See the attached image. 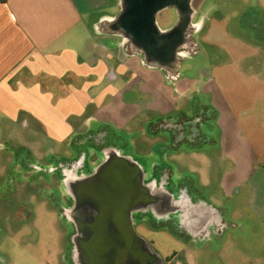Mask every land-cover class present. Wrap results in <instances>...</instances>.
Masks as SVG:
<instances>
[{"label":"crops","instance_id":"obj_1","mask_svg":"<svg viewBox=\"0 0 264 264\" xmlns=\"http://www.w3.org/2000/svg\"><path fill=\"white\" fill-rule=\"evenodd\" d=\"M135 1L0 0V114L12 122L31 121L35 131L63 140L88 124L124 130L144 113H170L188 93L210 91L219 128L216 156L225 169L217 184L224 196L248 187L250 209L264 223V162L255 166L246 126L251 111L238 114L223 88L181 78V57L192 60L197 52L195 47L192 53L179 52L194 33L188 35L190 19L180 17L174 27L160 28L155 12L166 5L151 6L142 20L131 12ZM250 17L247 13L245 23ZM257 24L262 32L257 51L264 61V18ZM234 85L224 83L228 92ZM96 166L69 186L79 202L76 213L68 214L74 224L66 256L70 264H197L187 242H200V251L226 228L220 207L193 195L191 178L173 184L172 166L169 174L160 163L145 168L120 154L113 161L105 156ZM142 207L146 212L137 213L139 218L172 223L185 244L162 257L129 220L135 216L130 210Z\"/></svg>","mask_w":264,"mask_h":264},{"label":"rangeland","instance_id":"obj_2","mask_svg":"<svg viewBox=\"0 0 264 264\" xmlns=\"http://www.w3.org/2000/svg\"><path fill=\"white\" fill-rule=\"evenodd\" d=\"M175 1L156 10L155 22L171 28L180 17L191 21L188 35L192 29L194 33L179 52L192 53L195 48L197 52L192 60L181 57V78L199 79L209 89L223 88L238 114L251 111L246 126L253 139L255 166H262L264 61L257 51L262 34L257 23L264 18L260 7L264 0ZM247 13L251 17L245 23ZM227 81L235 84L229 92L224 87ZM211 101L210 91L198 89L182 96L168 114L144 113L124 130L88 124L63 140L35 131L31 121L12 122L0 114V264H70L66 256L74 224L68 214L76 213L79 202L69 186L73 179H85L105 156L113 161L119 154L145 168L160 163L161 169H170L169 174L172 166L173 184L191 178L193 195L199 193L220 207L225 230L201 244L200 251V242H187L197 254V264H264L263 251L258 254L264 248V223L253 214L254 207L250 209L249 188L240 185L224 196L217 184L225 169L216 156L219 128L214 119H207L212 115ZM145 212L146 207L130 210L135 216H128L129 220L153 241L162 257L185 244L172 223L139 218L137 213Z\"/></svg>","mask_w":264,"mask_h":264},{"label":"flooded vegetation","instance_id":"obj_3","mask_svg":"<svg viewBox=\"0 0 264 264\" xmlns=\"http://www.w3.org/2000/svg\"><path fill=\"white\" fill-rule=\"evenodd\" d=\"M138 1V2H137ZM136 2V7H134L131 11V9L128 8V12H135L137 13V17L145 20L146 19V12H149V8L153 5H174L173 2L175 3V0H137ZM140 8V10L138 9ZM138 9V11H136Z\"/></svg>","mask_w":264,"mask_h":264},{"label":"trees","instance_id":"obj_4","mask_svg":"<svg viewBox=\"0 0 264 264\" xmlns=\"http://www.w3.org/2000/svg\"><path fill=\"white\" fill-rule=\"evenodd\" d=\"M1 1H3V0H1ZM208 107H210V106H208ZM210 110L212 111V115L209 116V117L207 118L208 120H210V119H214V114H215V112H214V110H213L212 107H210ZM195 112H196V111H195ZM196 115H197V114H196ZM194 117H197V116H194ZM194 117H192V120H193V121L195 120ZM188 120H189V119H188ZM187 122H188V121H187ZM187 122H186V123H187ZM186 123H185V126H186ZM187 127H188V126H187ZM187 127H186V128H187ZM190 127H191V125L189 124V127H188V128H190ZM186 128H185V129H186ZM188 128H187V129H188ZM195 138H196V137H195ZM193 139H194V138L192 137V140H193ZM192 143H195V141H193V142L191 141V142H190V144H192ZM192 145H194V144H192ZM106 146H107V145H106ZM197 147H199V146H197Z\"/></svg>","mask_w":264,"mask_h":264},{"label":"bare ground","instance_id":"obj_5","mask_svg":"<svg viewBox=\"0 0 264 264\" xmlns=\"http://www.w3.org/2000/svg\"><path fill=\"white\" fill-rule=\"evenodd\" d=\"M86 209H87V208H82V209H81V210H82L81 213H88V211L86 212Z\"/></svg>","mask_w":264,"mask_h":264}]
</instances>
